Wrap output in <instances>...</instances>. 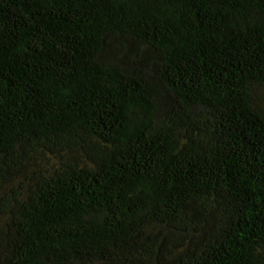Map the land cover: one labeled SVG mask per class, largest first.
Here are the masks:
<instances>
[{"label": "trees", "instance_id": "16d2710c", "mask_svg": "<svg viewBox=\"0 0 264 264\" xmlns=\"http://www.w3.org/2000/svg\"><path fill=\"white\" fill-rule=\"evenodd\" d=\"M0 264H264V0H0Z\"/></svg>", "mask_w": 264, "mask_h": 264}]
</instances>
